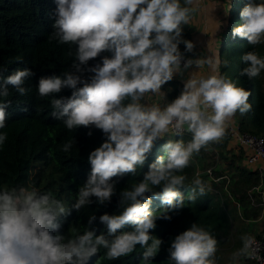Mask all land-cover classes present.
I'll return each instance as SVG.
<instances>
[{
	"label": "clouds",
	"instance_id": "clouds-1",
	"mask_svg": "<svg viewBox=\"0 0 264 264\" xmlns=\"http://www.w3.org/2000/svg\"><path fill=\"white\" fill-rule=\"evenodd\" d=\"M197 3L56 0L50 38L72 46L74 58L62 75L38 79V95L51 97L53 118L62 119L68 130L95 127L105 139L89 152L90 173L71 207L34 183L0 186V264H87L101 248L106 259L115 260L133 253L137 245L143 249L144 264H153L163 242L151 234L157 219H171V212L185 206V195L179 190L186 188L183 170L202 148L224 139L237 112L244 115L251 109L250 91L221 74L219 56L186 55L194 53L195 44L184 39L183 26L190 23ZM239 16L241 22L232 35L251 46L264 42V2L248 0ZM241 60L247 64L241 75L254 78L264 70V59L254 51L242 54ZM203 65L208 67L206 73L199 70ZM33 75L25 67L0 80V98H4L0 128L5 127L11 105L9 86L25 95L24 82ZM176 76L183 80L182 90L167 101L162 88ZM64 89L71 94L57 97ZM149 97H155V102L149 103ZM185 132L191 134L188 142L167 139L163 155L148 165L143 178L120 191L118 212L98 217L106 233L97 234L94 214L82 234L61 233V217L89 206L93 197L98 205L110 202L116 192L114 177L134 175L158 140L183 137ZM6 139L7 134L0 133V146ZM72 146L69 140L62 151ZM205 194V185L196 179L188 200L194 202ZM152 198L168 207L151 211ZM128 224L132 230L120 231ZM240 240L241 246L232 253L233 264L262 259V246L253 235L244 234ZM217 245L208 230L192 223L171 240L168 260L170 264H217Z\"/></svg>",
	"mask_w": 264,
	"mask_h": 264
},
{
	"label": "trees",
	"instance_id": "trees-1",
	"mask_svg": "<svg viewBox=\"0 0 264 264\" xmlns=\"http://www.w3.org/2000/svg\"><path fill=\"white\" fill-rule=\"evenodd\" d=\"M229 2L232 8L228 11L227 23L218 49L221 61L219 71L237 86L250 91L248 102L251 105L246 114L237 112L231 123L243 133L264 138V70L254 78L240 74L241 70L247 67L241 60L242 54L254 51L264 59V42L251 46L246 39L232 35V29L241 22L239 13L248 0ZM256 2L262 3L264 0ZM55 9L56 0H0V80L16 69L25 67L34 73L24 82L23 86L28 89L25 95H20L9 86L7 99L11 105L6 109L5 127L0 128V133L7 134L5 143L0 146V186L34 183L42 191L51 192L55 198L71 207L79 187L84 184L90 173L88 154L99 146L105 137L95 127L81 126L68 130L62 119L53 118L51 97L38 95V79L53 74L62 75L74 58L72 46L59 44L50 38L54 31ZM182 35L184 39L189 37L184 30ZM179 47L183 52L184 45ZM98 60L99 57L96 61L90 60L89 65ZM182 87L183 80L177 77L165 84L162 91L166 93V100L171 101L179 95ZM70 94L69 89H64L57 97ZM3 99L0 98V101ZM178 138L188 142L191 135L158 140L144 165L138 167L134 175L125 174L113 178L116 192L110 202L98 205L93 197V203L89 206L83 207L79 212L73 210L67 217H61V233L66 237L82 234L89 227L88 217L93 214L97 217L93 224L97 234L106 233V227L99 223L98 217L105 212H118L120 191L131 189L143 178L148 165L155 161L157 156L163 155V145L167 139ZM69 140L73 141L72 148L68 152L62 151L63 145ZM210 147L220 159V165L216 169L207 170L206 176L210 171L212 173V179H209L211 186L203 183L206 194L198 196L194 202L188 200L195 180L192 158L182 173L187 177L186 188L179 189L185 195V206L171 212V219H157L155 229L151 230L152 235L163 241L159 252L152 258L153 264H170L167 249L171 240L192 223L204 227L218 240L216 262L224 264L223 252H235L241 246L240 237L244 234L252 235L249 228L250 219L259 214L264 216L260 194L264 193V172L258 170V165L249 163L248 148L237 144L226 131L222 141L209 144L194 156L201 159ZM160 190L156 189L157 192ZM167 207L158 198H152L151 211L159 213L160 209ZM132 227L128 224L120 231H130ZM262 233L261 229L254 235L261 236ZM105 252L106 250L101 248L96 255L88 259L87 264H144L141 259L143 249L139 245L133 253L115 260L106 259ZM240 263L256 264L245 259H241Z\"/></svg>",
	"mask_w": 264,
	"mask_h": 264
},
{
	"label": "rangeland",
	"instance_id": "rangeland-1",
	"mask_svg": "<svg viewBox=\"0 0 264 264\" xmlns=\"http://www.w3.org/2000/svg\"><path fill=\"white\" fill-rule=\"evenodd\" d=\"M230 0H198L196 5L197 10L192 14L190 23L183 26V30L189 35L187 40L192 41L195 44L194 53H187L186 55L199 56L201 59L205 57H214L218 55L219 43L223 37L225 24L227 23L228 11L232 8ZM219 25V27H218ZM200 72L206 73L208 71L207 65H203ZM177 78L182 79L179 76ZM187 78V73L185 77ZM155 97H149L148 102H155ZM193 162L195 166L194 179H199L207 186H211L212 173L207 174V170L216 169L220 165V159L216 156L215 150L209 148L206 151V155L197 158L193 156ZM210 179V180H209ZM259 214L250 219V231L254 235L258 231L264 230V216ZM233 251H224L222 254V260L224 264H233L232 261ZM239 264H246L240 263Z\"/></svg>",
	"mask_w": 264,
	"mask_h": 264
},
{
	"label": "built area",
	"instance_id": "built-area-1",
	"mask_svg": "<svg viewBox=\"0 0 264 264\" xmlns=\"http://www.w3.org/2000/svg\"><path fill=\"white\" fill-rule=\"evenodd\" d=\"M227 133H229L230 138L235 140L237 144L245 146L249 150V158L248 161L251 164L258 165V170L263 173L264 172V138L261 136L252 135L249 133H243L237 129L235 124H229L227 128ZM191 135L190 133L185 132L184 136ZM258 189V188H257ZM261 198L263 200L264 205V193L261 192ZM264 209V208H263ZM255 239L261 244V257L262 259L259 261H253L256 264H264V230L261 236L253 235Z\"/></svg>",
	"mask_w": 264,
	"mask_h": 264
}]
</instances>
